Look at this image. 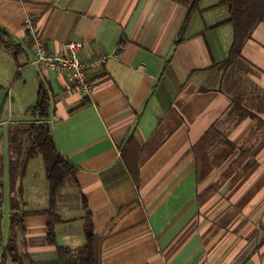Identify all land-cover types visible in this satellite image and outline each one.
Masks as SVG:
<instances>
[{"label": "crops", "instance_id": "1", "mask_svg": "<svg viewBox=\"0 0 264 264\" xmlns=\"http://www.w3.org/2000/svg\"><path fill=\"white\" fill-rule=\"evenodd\" d=\"M248 2L229 21L219 0L187 20L172 0H0V264H58L56 246L76 250L90 231L99 264H264V14L239 16ZM26 17L50 51L79 41L82 59L107 56L90 95L31 62ZM39 88L76 169L51 216L41 155L10 174Z\"/></svg>", "mask_w": 264, "mask_h": 264}, {"label": "trees", "instance_id": "2", "mask_svg": "<svg viewBox=\"0 0 264 264\" xmlns=\"http://www.w3.org/2000/svg\"><path fill=\"white\" fill-rule=\"evenodd\" d=\"M181 6H184L188 13L187 18L191 17L194 9L202 0H172ZM237 0H219V4L228 5L230 12L232 14L229 21L233 20L236 13ZM218 4V5H219ZM235 26L236 22H232ZM236 28L241 31L236 25ZM243 30H247L248 27L242 26ZM242 30V31H243ZM243 33V32H242ZM240 38V33H236ZM1 35V34H0ZM238 45H234L232 48V53L236 51ZM229 61L223 64H217V69L220 70L218 76L224 75V70ZM49 97L46 95L43 88H39L37 93V101L34 104L32 111L36 115V121L27 123L26 131L27 137L24 141H18L16 137V129L12 133L10 138V174L12 177L15 174L20 175L24 171L25 164L30 159L41 155L44 162L46 178L50 184V195H49V208L44 212L48 213L50 216L54 212V205L58 192L63 188V186L70 181L75 179L76 169L75 167L66 160L58 151L53 137L50 132L49 124L46 121L49 111ZM25 146V147H24ZM23 149L24 155H23ZM12 218V224H18L20 230L23 232L24 225L22 219ZM55 221L51 217V221L47 228V241L49 244H56V235L54 231ZM13 244L10 242L8 249L10 253L13 254ZM98 237L90 231L85 234L84 243L76 250H72L67 246H56L57 253V263L58 264H99L98 258ZM17 261V258H13Z\"/></svg>", "mask_w": 264, "mask_h": 264}, {"label": "built area", "instance_id": "3", "mask_svg": "<svg viewBox=\"0 0 264 264\" xmlns=\"http://www.w3.org/2000/svg\"><path fill=\"white\" fill-rule=\"evenodd\" d=\"M24 25L26 27L24 39L28 44L32 58L31 62L39 64L46 72L65 76L72 87L86 95H90L93 87L87 79L88 73L92 68L102 64L107 56L82 59L79 55L81 49V42L79 41L66 43L59 51H50L47 49L36 24L30 17H26Z\"/></svg>", "mask_w": 264, "mask_h": 264}, {"label": "rangeland", "instance_id": "4", "mask_svg": "<svg viewBox=\"0 0 264 264\" xmlns=\"http://www.w3.org/2000/svg\"><path fill=\"white\" fill-rule=\"evenodd\" d=\"M249 4V8L247 7L248 10L244 11V12H240L238 13L239 16H244L246 15L247 18H250L251 20L253 21H256L260 18V16L262 14H264V0H249L248 2ZM239 16H238V19H239ZM240 24H241V20H239ZM241 30H243L242 26H241ZM239 71V73H241L243 71V67H238L237 69ZM219 71L217 69V73H216V81L214 82L215 86L216 87H222V79H223V76L219 77L218 74H219ZM26 126H20L16 129V137L18 138V141H21L23 139H25L27 137V133H25L26 131ZM5 172V170H4ZM8 206V205H7ZM3 212L4 214L6 213V204L3 206ZM7 220V218L5 219ZM8 221V220H7ZM4 231L7 233V231L4 229Z\"/></svg>", "mask_w": 264, "mask_h": 264}]
</instances>
